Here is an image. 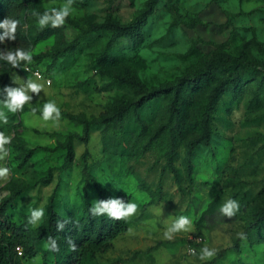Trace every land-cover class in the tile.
Returning a JSON list of instances; mask_svg holds the SVG:
<instances>
[{"label": "rangeland", "instance_id": "1", "mask_svg": "<svg viewBox=\"0 0 264 264\" xmlns=\"http://www.w3.org/2000/svg\"><path fill=\"white\" fill-rule=\"evenodd\" d=\"M19 1L23 8L15 18L20 26L13 50H30L31 65L51 79V86L44 87L39 96L34 94L32 104L22 112L8 113L7 125L0 124V131L12 136L7 146L10 156L0 161V167L11 169L10 177L0 180V202L18 191L15 204L6 211L9 221L28 223L36 208H43L46 215L51 196L59 213L81 215L85 196L92 195L91 188H83L79 164L88 153L90 173L99 187L111 194L130 195L139 211L127 220L128 231L113 241L107 253L85 264H264V237L258 240L251 233L253 213L264 206V86L260 77L221 97L210 122V141L194 151L190 189L186 183L177 185L166 170L162 172L166 138L143 149L148 136L165 123L162 111L167 100L155 102L153 113L142 116L143 131L133 118L122 129L108 122L117 104L137 103L151 89L176 81L187 67L199 66L214 52L237 55L244 50L251 60L264 63V0H163L147 21L143 42L135 48L127 40L118 41L107 50L113 60L101 69L96 60L108 36L80 38V34L109 19L130 22L146 0H74L68 18L74 26L40 43L32 41L43 30L32 13L59 8L65 0ZM126 75L138 78L144 87L115 81ZM27 79L22 64L10 73L0 71V99L5 87H18ZM46 101H55L61 109L59 126L42 119ZM86 126L89 134L84 143L80 138ZM69 138L74 162L67 168L64 145ZM190 139L191 135L176 148L180 160L175 166L181 174ZM229 199L240 204L231 220L219 211ZM180 216H188L193 229L166 240L164 232ZM44 218L36 226L28 223L29 227L36 229ZM241 232L246 240L238 238ZM235 244L238 247L233 250ZM193 245L196 257L188 253ZM204 246L216 249L213 259H198ZM224 249L225 254L217 258ZM41 254L42 250L21 264H52L50 258L43 262Z\"/></svg>", "mask_w": 264, "mask_h": 264}, {"label": "trees", "instance_id": "2", "mask_svg": "<svg viewBox=\"0 0 264 264\" xmlns=\"http://www.w3.org/2000/svg\"><path fill=\"white\" fill-rule=\"evenodd\" d=\"M128 1L133 2V0ZM162 1L146 0L137 15L126 24L109 19L102 24L91 26L80 34V38L99 34L108 36L104 52L96 60L100 69L107 62L113 60L107 50L118 41L127 40L135 48L143 42L147 21ZM22 8V3L19 0H0V22L7 17L15 19L21 13ZM68 25L74 26V23L67 19L66 24L61 28L53 29L49 25L38 32L32 41L33 43L46 41ZM2 31L0 29V34ZM75 42H77L76 39ZM9 48H14L12 41L0 43V51H6ZM14 70L6 61L0 60V71L10 73ZM256 77H260L264 86V63L251 60L246 51L240 50L237 55L214 52L207 61L202 62L199 66L187 67L176 81L167 82L151 89L137 103L117 104L113 117L108 122L113 128L122 129L133 118L143 131L142 116L153 113L155 102L167 100L168 104L162 111L165 123H162L161 127L148 136L143 149L149 150L161 138H166L167 148L161 154L165 160L162 172L166 170L172 175L177 185L186 183L187 188L190 189L194 184L192 180L193 154L196 148L205 146L210 141V122L216 105L227 90L232 89L236 93L244 83L254 80ZM115 81L133 88L144 87L138 78L130 75L117 77ZM145 111L147 113H144ZM88 134L89 127L86 126L83 130L84 137L80 140L85 143L88 140ZM189 135L192 136V139L186 143V155L181 161L183 168V174H181L175 166V163L180 160L176 148L180 143H184ZM72 142V138H69L64 145L66 150L64 166L67 168H70L74 162ZM88 156V153H84L79 159L83 188L92 189V195L85 196L81 215H75L74 212L59 213L54 198L51 196L43 223L36 229H32L27 222L15 224L9 221L6 216L7 209L12 208L17 200L18 191H13L9 197L1 200L0 264H21L22 259L35 257L40 253V250H42L43 262L50 258L52 264H85L87 259L94 258L97 254L107 253L112 248L113 241L128 231L127 221H114L107 217L91 216L89 208L94 201L120 198L127 203L131 202V196L122 191L111 194L108 190L100 188L91 176L87 162ZM253 219L254 227L251 233H254L259 240L264 237V206L256 208ZM57 221H68L63 232L56 230ZM49 236L57 240L59 252L42 249V245L46 243ZM69 237L76 243L78 248L76 252H72L69 248L67 243ZM237 247L238 245L235 244L232 249ZM17 248L23 253L19 255L20 257L17 256ZM225 252V249L219 251L217 258H221Z\"/></svg>", "mask_w": 264, "mask_h": 264}, {"label": "clouds", "instance_id": "3", "mask_svg": "<svg viewBox=\"0 0 264 264\" xmlns=\"http://www.w3.org/2000/svg\"><path fill=\"white\" fill-rule=\"evenodd\" d=\"M74 0H65L63 5L59 8L52 7L49 10L40 14L33 12L32 14L37 17L38 25L41 29L47 28L49 25L51 28H61L66 24L67 19L73 11ZM20 26L18 19H12L10 17L5 18L0 22V43L6 41H16L17 30ZM0 60L6 61L14 69L21 68V64H32L33 55L30 50L17 47L14 50L9 48L6 51H0ZM26 70V69H24ZM38 76V74H37ZM50 85L51 81H47ZM44 84L38 83L32 79H27L22 85L18 87H5L2 91L4 93L3 99H0V124L7 125L9 123L8 113L13 115L22 112L25 105L32 104L33 95L39 96L43 91ZM37 109L31 108V114L35 115ZM42 119L45 122L51 121L57 126L61 120V109L57 106L55 101H46L43 104ZM12 142V136L7 135L5 132L0 131V161L10 156L11 149L7 147ZM11 169L8 167H0V180H7L10 177ZM240 210V204L237 200L229 199L220 207V214L227 219L231 220L237 215ZM139 211V205L133 202H125L120 198H108L105 200L94 201L89 208V212L92 217H107L114 221H127L131 217L135 216ZM45 211L43 208H36L31 210L28 223L32 226H36L44 218ZM68 221H57L56 230L63 232L66 228ZM193 229V224L188 216H180L175 219L172 225L164 232V238L166 240H173L176 234L181 232H189ZM240 240H246L247 235L243 232L237 233ZM197 242L199 240L197 239ZM67 243L72 252L78 250L76 243L69 237ZM45 248L51 252H59V244L54 237H47ZM20 252V249H17ZM189 252L192 256L196 257V249L190 248ZM21 255L23 253H20ZM216 249L204 246L200 249L198 259L201 261L211 260L216 256Z\"/></svg>", "mask_w": 264, "mask_h": 264}, {"label": "built area", "instance_id": "4", "mask_svg": "<svg viewBox=\"0 0 264 264\" xmlns=\"http://www.w3.org/2000/svg\"><path fill=\"white\" fill-rule=\"evenodd\" d=\"M24 69H26V70H24ZM22 72L28 77V79H32V80H34V81H36L38 83L44 84V87L51 86V84L49 85L47 83V81H49V80L51 81V79L49 77L44 76L43 73L41 72V70L39 68H37V67H34V66L30 65V64H27V65L25 64V65L22 66ZM37 74H38V76H37ZM198 240H199V242L201 241L200 238ZM195 242H196V244H199V242H197V240H195ZM190 248H194L197 251V248H196L195 245L189 247V249ZM189 249H188V253L191 254L189 252ZM17 253L20 255L21 252L17 251Z\"/></svg>", "mask_w": 264, "mask_h": 264}]
</instances>
